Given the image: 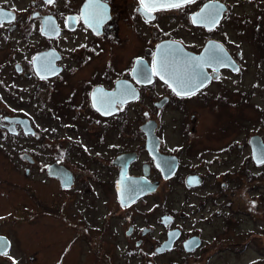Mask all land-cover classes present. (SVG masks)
I'll use <instances>...</instances> for the list:
<instances>
[{"label": "flooded vegetation", "instance_id": "obj_1", "mask_svg": "<svg viewBox=\"0 0 264 264\" xmlns=\"http://www.w3.org/2000/svg\"><path fill=\"white\" fill-rule=\"evenodd\" d=\"M207 1L150 8L141 0H0V27H16L18 36L33 37L26 46L32 48L29 55L12 61L15 50L7 54L15 74L31 79L40 104L54 101L68 120L43 129L30 114L13 108L10 114L0 113V153L10 175L0 178V252L7 253L0 254V264H77L74 246L79 240L87 255L99 253L107 260L112 216L126 220L124 243H133L128 253L138 256L141 264L184 250V241L191 237L200 242L189 252L202 249L210 255L212 249L241 244L229 237L216 241L214 234L216 228L231 231L239 213L250 210L248 164L254 161L249 139V152L238 163L241 146L232 137L223 145L203 144L198 149L189 129L182 130V144H167L160 130L161 111L167 105L209 101L212 83L224 72L243 68L226 38L210 35L224 23L229 0H216L226 8L214 28L192 23V13ZM174 11L184 13L182 26L200 32L197 44L163 27L173 23L174 16L167 15ZM237 16L230 19L238 31ZM208 40L228 52L236 71L220 68L218 76L192 95H177L152 75L160 42L173 43L169 54L177 49L198 54ZM40 53L41 68L51 75L36 71L33 61ZM206 71L211 75L213 68ZM6 116L28 119L31 129L24 131ZM174 184L184 191L179 207L167 204L159 210L161 192L174 202Z\"/></svg>", "mask_w": 264, "mask_h": 264}, {"label": "rangeland", "instance_id": "obj_2", "mask_svg": "<svg viewBox=\"0 0 264 264\" xmlns=\"http://www.w3.org/2000/svg\"><path fill=\"white\" fill-rule=\"evenodd\" d=\"M228 6L230 11L224 23L210 35L226 38L233 52L239 53L243 68L239 72H224L218 82L212 83L207 89L213 97L209 101L199 98L192 99L184 106L167 105L161 111L160 130L167 144H182L185 142L181 139L182 130L189 129L190 138L198 149L203 144L223 145L232 137L235 143L241 146L236 160L239 163L249 152L248 139L251 134H259L264 142V0H229ZM193 7L192 4L191 8ZM234 14L238 15V31L231 25L230 17ZM170 15L174 16L173 23L163 27L177 35L185 36L191 44H197L200 32L192 26H182L184 13L174 11L167 16ZM32 42L33 37L18 36L16 27L10 30L0 27V98L6 102L8 109L13 108L30 114L39 128H56L59 123L66 125L68 120L64 113L60 115L56 110L57 104L50 101L41 105L33 92L32 80L16 75L10 57L7 56L11 49L15 50L12 61L29 55L32 48L26 46ZM4 57L6 59L3 63L1 61ZM217 94L219 98L215 99ZM9 112L11 113V110ZM211 130H217L219 133H212ZM17 145L21 146L22 143ZM6 160L0 153V178L10 176L5 172L8 170ZM248 166L251 173L264 174V164L249 163ZM19 176H22V172ZM172 186L174 202L164 199L165 196L161 195V192L159 210L168 207L167 204H170L171 208L179 207L184 191L177 184ZM248 186L249 194L253 197L249 212L239 213L241 217L238 218L237 227L231 231L224 232L221 228H216L214 234L216 241H224L229 237L231 240L241 241V244L229 249H212L211 255L202 249L186 252L177 248L166 255L155 256L151 263L143 264H264V179L261 178L258 183ZM134 220L137 223L142 222L138 216L134 217ZM126 225V220L112 216L110 241L106 245L107 260L99 253L87 255L83 248L85 244L79 240L74 246L77 248V264H141L138 256H130L128 253L129 249L135 248L133 243H124L123 228ZM210 233L211 228H208L205 234L209 236Z\"/></svg>", "mask_w": 264, "mask_h": 264}, {"label": "water", "instance_id": "obj_3", "mask_svg": "<svg viewBox=\"0 0 264 264\" xmlns=\"http://www.w3.org/2000/svg\"><path fill=\"white\" fill-rule=\"evenodd\" d=\"M178 0H143V4L150 8H169L166 5L170 3H176ZM184 4V3H183ZM205 5L209 7L206 9ZM219 6V7H217ZM226 6L224 3L216 0L205 2L196 12L192 13L191 21L193 18H197V22L193 23L197 26H204L207 30L214 28L218 23H212V14L217 13L219 20ZM218 20V22H219ZM173 44L169 41L160 42L155 49V70L160 72V75L164 76L162 81L171 85L172 88H176L181 91H197L202 88L212 77L218 76V70L223 67H230L233 71L238 68L234 63L228 52L214 40H208L203 46L202 50L198 53H192L184 50L177 49L175 54H169L168 50ZM43 53L35 56L33 64L39 75H51V72H43L41 66L44 64ZM213 68V72L210 75L207 73L206 68ZM19 67H17V70ZM167 81V82H166ZM95 106L101 109V104L95 102ZM5 120L10 122H17L20 124L24 131L31 129L28 119L20 117H5ZM149 122L144 124V127ZM14 129L11 125L8 128ZM249 144L251 147V156L255 164H261L264 162V142L260 135L253 134L249 137ZM162 155H159V161ZM161 165V163H160ZM139 191V189H137ZM195 240V241H193ZM172 242V238L170 239ZM200 240L198 237H191L184 241V250L189 252L199 245ZM168 246H161L160 250L169 248Z\"/></svg>", "mask_w": 264, "mask_h": 264}, {"label": "snow or ice", "instance_id": "obj_4", "mask_svg": "<svg viewBox=\"0 0 264 264\" xmlns=\"http://www.w3.org/2000/svg\"><path fill=\"white\" fill-rule=\"evenodd\" d=\"M46 2H47L48 4H51V3L54 2V0H46ZM141 2L143 3V0H141ZM190 2H192V0H178V2H176V3H170V4L166 5V6H167V7H175V8H179V7L182 6L183 3H190ZM208 7H209L208 5H205V8H206V9H207ZM217 7H219V6H217ZM218 20H219L218 12H217V13H213V14H212V23H213V24L218 23ZM2 22H3V21H0V23H2ZM196 22H197V18L194 17V18H193V23H196ZM152 75H160V72H159L158 70H154V71L152 72ZM160 78H161V79H164V76H163V75H160ZM146 79H147V82H149V83L151 82L150 78H147V77H146ZM166 82H167V81H166ZM169 86H171V85H169ZM173 91L176 92L177 95H192V94H194L193 91H181V90H178V89H176V88H173ZM261 162H264V161H261ZM0 254H4V255H6L7 253H6V252H0Z\"/></svg>", "mask_w": 264, "mask_h": 264}, {"label": "trees", "instance_id": "obj_5", "mask_svg": "<svg viewBox=\"0 0 264 264\" xmlns=\"http://www.w3.org/2000/svg\"><path fill=\"white\" fill-rule=\"evenodd\" d=\"M10 110L8 109V106L6 105V102L2 98H0V113L2 114H10ZM263 178L264 179V174L263 173H251L249 176V181L252 183H258V181Z\"/></svg>", "mask_w": 264, "mask_h": 264}]
</instances>
